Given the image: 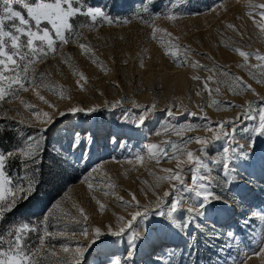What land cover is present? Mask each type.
Instances as JSON below:
<instances>
[{
  "label": "rangeland",
  "instance_id": "rangeland-1",
  "mask_svg": "<svg viewBox=\"0 0 264 264\" xmlns=\"http://www.w3.org/2000/svg\"><path fill=\"white\" fill-rule=\"evenodd\" d=\"M261 4L264 0H80V5H74L100 7L114 21L128 22L98 20L93 24L87 17H76L71 21L74 32L68 42L57 41L55 51L32 66L36 82L26 84L27 91L21 90L18 98L0 101V116L17 122L18 138L11 149L28 136L37 137L39 142L38 163L33 170H23L19 160L9 163L7 172L13 184L21 183V178L25 186L32 184L34 191L24 199L28 204L36 191L47 192L50 186L58 190L44 206L42 220L47 217L46 230L55 238L44 237L45 243L39 245L34 258L36 264H76V248L87 247L95 239L97 227L105 235L88 249L81 264H111L114 258L122 264H168L169 259L171 264H264V220L253 215L264 214L261 136H256L246 160L233 162L231 184L214 187L215 194L227 203L213 201L197 219L199 227L183 233L150 213L132 227L138 236L134 249L127 231L120 237L107 234L110 226L118 230L144 207L155 211L158 198L164 199V192L172 191L173 184L178 186L176 198L191 196L182 191L178 181L161 179L167 175L164 169L179 170L180 164L186 184H191L186 152L173 155V144L183 149L190 137H223L224 132H232L233 124L225 125L222 131L216 122L233 121L232 146L249 149L252 134L242 129L245 125L250 128L253 122L236 118L264 97V76L252 69L254 77L240 67L244 59L234 49L264 54V34L253 23V17L262 19L258 15ZM169 15L175 18L169 19ZM256 63L254 56L249 57V64ZM221 68L227 75L221 74ZM209 76H214L209 81L211 94L204 88ZM234 78L242 79L254 91L241 88ZM116 101L121 105L113 109ZM153 104L155 109L144 124L136 127L135 121L145 111L143 106ZM73 107H95L97 111L68 113ZM167 109L174 114L168 116ZM62 112L68 114L61 116ZM125 112L127 121L122 118ZM45 128L46 132L39 131ZM76 133L80 144L73 149ZM228 139L213 140L204 152L198 151L200 145L194 139L186 147L202 157L212 169L211 177L224 179L212 161L220 159ZM150 144L164 147L169 157L159 153L150 157L146 147ZM138 153L143 156L139 162L135 159ZM41 162V184L36 190ZM133 194L142 207L130 206ZM180 207H198L196 198L185 199ZM229 232L234 238H229ZM62 246L69 251L64 252Z\"/></svg>",
  "mask_w": 264,
  "mask_h": 264
},
{
  "label": "snow or ice",
  "instance_id": "snow-or-ice-1",
  "mask_svg": "<svg viewBox=\"0 0 264 264\" xmlns=\"http://www.w3.org/2000/svg\"><path fill=\"white\" fill-rule=\"evenodd\" d=\"M179 2V0H177ZM80 5V0H33V2H28V0H0V101H3L6 97L18 98L19 92L21 90L27 91V85L35 83V79L32 74V66L37 60L41 62L47 57L49 52L55 51V44L57 41L60 43H67L68 38L72 37L74 32V26L72 20L78 16H84L90 19V21L95 24L98 20L106 23H127L128 20H113L109 15H107L100 7L88 6L86 9ZM18 6V7H16ZM173 8L176 4L172 5ZM260 11L258 15L262 18L260 21H256L253 17V23L261 30L264 34V4L258 6ZM147 11V8L144 9ZM251 15V13H249ZM174 15H169V19H174ZM43 24H47V27H43ZM82 26V25H81ZM231 27V26H230ZM155 29L153 30V36L155 37ZM23 38H26L23 39ZM84 49L85 46L81 45ZM236 52L239 53L244 59V63L240 67L247 68L251 75L256 76L252 69L259 71L261 76H264V54L259 51L247 52L241 48H235ZM173 56L176 54L173 52ZM254 56L257 63L249 64V57ZM200 67H207L206 65H199ZM212 71V69H209ZM221 74L227 75L221 68ZM83 79V74H81ZM198 78V77H197ZM214 76H209L207 80L204 81V88L208 90L211 94L212 89L209 88V81H212ZM239 81L241 88L245 90H252L251 85L245 84L242 79L234 78ZM264 82V80H261ZM219 83V81H218ZM79 85L80 82L77 81ZM38 86H40L38 84ZM219 91V88L216 89ZM44 100V97H40ZM23 103V101H22ZM121 105V101H116L112 104V108L115 109ZM258 105V106H257ZM228 106H232L229 104ZM30 109L34 108L32 105H25ZM135 107H142L136 104ZM145 111L139 116L138 120L135 121L136 127H140L144 124L148 116L155 109V105L143 106ZM38 112V110H36ZM95 112L97 108L84 109L83 107H73L68 110V113L75 114L79 112ZM68 113H60L64 116ZM174 113L171 109H167V115L172 116ZM195 116L196 113H190ZM48 116L47 113L44 114ZM126 121L128 120V112H125L122 117ZM207 120V117H204ZM252 121V126L249 128L245 125L242 129L245 133H251L252 135L248 137L249 139V149H245L243 145L234 144V133L235 124L233 121H217L216 126L222 131L225 125L233 124V130L231 133L224 132L223 137H228V143L222 147L220 150V159H215L212 161L213 164L220 167L221 174L224 179L214 178L209 175L212 169L208 168L207 164L203 161L202 157L195 155L193 151L187 150V143L191 140H195L200 148L198 151L204 152L206 147L213 141H218L223 137L219 134L214 135L210 138L195 136L190 137L185 141V146L183 149H177L176 145L171 146V151L173 155L177 152L184 154L186 152L187 161L189 165V171L191 172V184H186V178L182 175L183 168L180 164L177 165V169H164L167 173L165 177L161 179H167L169 181H178L179 186L184 193H190L191 196L182 195L179 198L175 197L177 191V184L172 185V191L164 192V199L158 198L156 209L153 211L150 208L144 207L143 211H137L132 214V218L123 223L118 230H113L111 226L109 227L108 233L114 237H120L126 234H130V247L135 248V240L138 238L137 233L132 231V227L135 224L139 225V222L146 220L151 213L152 215L160 216L166 222V226H170L173 229L181 230L183 233H187L189 229L193 226L199 227L196 223L199 217H203L207 211L208 206L213 201H221V196H218L214 192V187L223 188L224 183L227 182L231 184L232 178L229 176L230 170L235 171L232 167L233 162L238 159L246 160L250 155V149L253 147V141L256 136L264 137V97H261L258 101L249 104L247 109L238 114L236 120L240 121ZM258 121V122H257ZM52 122V118L49 117V123ZM23 124L24 121H19ZM41 132H46L47 129L39 130ZM166 144L168 142H165ZM80 135L76 133L75 141L72 145L73 149L79 147ZM147 152L150 157H156L157 154H162L164 157H169V152L157 144L147 145ZM38 152H39V142L38 138L35 136H28L24 139L23 143L13 149L4 151L0 150V219L3 218L6 211H11L20 200L27 199L28 196L34 191L33 186L29 183L27 186L23 184V178H21V183L14 185L12 179L9 177L7 169L9 163L12 160H19L23 170L30 171L33 170L34 166L38 163ZM135 159L139 162L143 159L141 154H137ZM204 169V171H201ZM92 185L89 184V188ZM196 198L198 207H189L187 209H182L180 205L185 199ZM172 197L169 202L168 198ZM123 202V201H122ZM130 206L140 208L138 202L135 201V196L133 194V201L128 202ZM101 208L104 207L103 204L100 205ZM83 213V209L80 210ZM181 213H186L185 215H178ZM259 215L260 220H264V214ZM87 219V216L84 217ZM121 221L124 220L123 217L120 218ZM42 223L44 227L43 234L40 236L39 244L44 245V237H49L54 239L55 235L48 232L46 229L47 217ZM39 232V229L35 226L30 225L27 222H23L18 226L10 227L6 230V233H0V264H36L35 257L39 253L38 248L32 247L28 243L29 233ZM95 239L91 240L87 247L76 248L75 252L79 259L76 260V264H81L85 253L89 248L95 244L101 236L105 235L99 227L94 229ZM5 234L7 239H5ZM84 235H87V228L84 229ZM229 238H234L233 233L229 232L227 234ZM261 243H264V237L261 238ZM64 252H68L69 248L67 246H62ZM264 251V248H261ZM132 252H128V257L130 258ZM171 256V254H170ZM111 264H122L119 258H114ZM127 264V261L124 262ZM168 264H171V259H169Z\"/></svg>",
  "mask_w": 264,
  "mask_h": 264
},
{
  "label": "trees",
  "instance_id": "trees-1",
  "mask_svg": "<svg viewBox=\"0 0 264 264\" xmlns=\"http://www.w3.org/2000/svg\"><path fill=\"white\" fill-rule=\"evenodd\" d=\"M18 138L17 122L0 116V150H10ZM42 162L37 166L39 169L36 174L35 186L39 190L41 184L40 172L42 170ZM56 186H50L47 192L36 191L35 198L29 202L20 200L17 205L11 210L6 211L3 218L0 219V233H6V230L13 226H18L23 222H27L39 229V232H30L28 243L34 248L39 247V239L43 234L42 220L45 210V205L48 204L57 195ZM43 197V198H42ZM35 203H44L40 207L35 206ZM38 205V204H37ZM5 239L7 235L5 234ZM156 263V261H154Z\"/></svg>",
  "mask_w": 264,
  "mask_h": 264
},
{
  "label": "bare ground",
  "instance_id": "bare-ground-1",
  "mask_svg": "<svg viewBox=\"0 0 264 264\" xmlns=\"http://www.w3.org/2000/svg\"><path fill=\"white\" fill-rule=\"evenodd\" d=\"M158 256H159V255H157V256H154L153 258H154V259H155V258L157 259V258H158Z\"/></svg>",
  "mask_w": 264,
  "mask_h": 264
}]
</instances>
